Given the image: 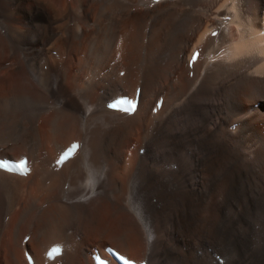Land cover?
<instances>
[{
	"label": "bare ground",
	"instance_id": "obj_1",
	"mask_svg": "<svg viewBox=\"0 0 264 264\" xmlns=\"http://www.w3.org/2000/svg\"><path fill=\"white\" fill-rule=\"evenodd\" d=\"M0 158V264H264V0H0Z\"/></svg>",
	"mask_w": 264,
	"mask_h": 264
},
{
	"label": "snow or ice",
	"instance_id": "obj_2",
	"mask_svg": "<svg viewBox=\"0 0 264 264\" xmlns=\"http://www.w3.org/2000/svg\"><path fill=\"white\" fill-rule=\"evenodd\" d=\"M193 59H195V57H193ZM121 104L124 105L123 110L125 112H133L135 111L137 105L135 103L134 100L129 99V98H125L124 100L120 101ZM118 105L117 104H111L109 105V107L111 108H116ZM74 148L76 147L75 145L73 146ZM68 156V153H64L61 157L60 160L57 161V163H62ZM23 167V165H21ZM4 167H7V165H4ZM25 171H27V169H24ZM60 249L59 248H53L51 250V252H49V256H52L53 254H57L59 253ZM102 264H107V262H102Z\"/></svg>",
	"mask_w": 264,
	"mask_h": 264
},
{
	"label": "rangeland",
	"instance_id": "obj_3",
	"mask_svg": "<svg viewBox=\"0 0 264 264\" xmlns=\"http://www.w3.org/2000/svg\"><path fill=\"white\" fill-rule=\"evenodd\" d=\"M42 47H43V45H42ZM42 47H40L41 49H43ZM176 79V78H175ZM174 79V80H175ZM28 241V240H27ZM27 241H24V242H27ZM56 263H58V264H60V261H58V262H56Z\"/></svg>",
	"mask_w": 264,
	"mask_h": 264
}]
</instances>
